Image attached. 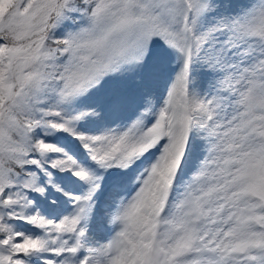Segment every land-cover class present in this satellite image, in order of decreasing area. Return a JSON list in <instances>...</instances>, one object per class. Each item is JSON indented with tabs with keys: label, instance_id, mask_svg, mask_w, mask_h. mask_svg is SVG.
Wrapping results in <instances>:
<instances>
[{
	"label": "snow or ice",
	"instance_id": "1",
	"mask_svg": "<svg viewBox=\"0 0 264 264\" xmlns=\"http://www.w3.org/2000/svg\"><path fill=\"white\" fill-rule=\"evenodd\" d=\"M0 264H264V0H0Z\"/></svg>",
	"mask_w": 264,
	"mask_h": 264
}]
</instances>
